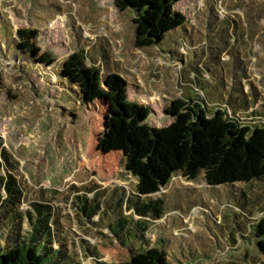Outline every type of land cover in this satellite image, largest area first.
I'll list each match as a JSON object with an SVG mask.
<instances>
[{
  "label": "rangeland",
  "instance_id": "obj_1",
  "mask_svg": "<svg viewBox=\"0 0 264 264\" xmlns=\"http://www.w3.org/2000/svg\"><path fill=\"white\" fill-rule=\"evenodd\" d=\"M176 9L186 16L185 26L158 47L141 49L133 13L117 11L113 0H0V142L19 164L21 210L41 201L43 191L63 211L69 256L77 264H137L135 238L123 246L106 229L109 222L93 227L65 205L71 185L91 184L163 199L164 218L148 224L146 236L165 251L168 264H264L247 233L237 234L235 245L229 240L233 212H239L232 211L231 186L210 188L201 177L187 182L177 174L153 180L145 161L131 164L118 152L103 155L97 150L103 110L82 105L76 88L59 76L70 56H84L102 78L122 77L129 84L128 101L149 105L148 122L161 128L172 122L164 115L169 103L205 102L211 80L201 70L203 86L195 85V67L217 60L230 64L237 53L245 77L233 84L240 81L246 94L264 101V0H183ZM22 30L38 32L35 42L54 65L39 64L20 48ZM81 240L96 248L97 260Z\"/></svg>",
  "mask_w": 264,
  "mask_h": 264
},
{
  "label": "trees",
  "instance_id": "obj_2",
  "mask_svg": "<svg viewBox=\"0 0 264 264\" xmlns=\"http://www.w3.org/2000/svg\"><path fill=\"white\" fill-rule=\"evenodd\" d=\"M182 1L113 0V5L119 12L133 13L136 46L143 49L158 47L167 35L185 26L186 16L176 9ZM18 37L20 48L30 58L54 65L55 59L37 46L36 30L19 31ZM236 55L232 54L230 64L217 60L204 69L195 67V85L203 86L201 70L211 80L205 102L191 106L182 100L169 103L164 115L172 122L161 128L148 122L149 105L128 101L129 84L122 77L111 73L102 78L96 67L85 64L84 56H70L59 76L76 88L82 105L103 110L104 133L98 151L103 155L118 152L131 164L145 161L153 170V180L156 175L168 179L177 174L187 182L201 177L210 188L231 186L232 211L239 212H233L235 228H229V240L235 245L236 235L247 233L245 239L264 255V101L256 95L252 99L240 81L233 84L234 79L245 77L244 63ZM42 193L41 201L28 202L29 209L21 210L25 190L19 164L0 142V264H77L69 256V234L61 223L63 211L54 208ZM63 198L65 205L93 227L109 222L104 226L121 245L135 240L137 264H168L165 251L150 245L146 236L148 224L164 218L162 198L92 184L71 185ZM80 244L97 260L95 247L83 240Z\"/></svg>",
  "mask_w": 264,
  "mask_h": 264
}]
</instances>
